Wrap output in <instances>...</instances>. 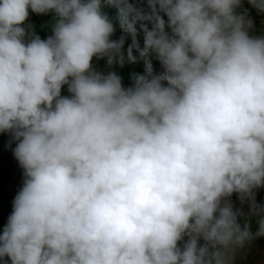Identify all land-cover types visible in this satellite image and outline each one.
I'll list each match as a JSON object with an SVG mask.
<instances>
[{"label": "clouds", "instance_id": "1", "mask_svg": "<svg viewBox=\"0 0 264 264\" xmlns=\"http://www.w3.org/2000/svg\"><path fill=\"white\" fill-rule=\"evenodd\" d=\"M29 10L54 14L47 39ZM253 26L243 0H0V133L24 176L0 264H237L264 237ZM94 57L145 71L125 87Z\"/></svg>", "mask_w": 264, "mask_h": 264}, {"label": "crops", "instance_id": "2", "mask_svg": "<svg viewBox=\"0 0 264 264\" xmlns=\"http://www.w3.org/2000/svg\"><path fill=\"white\" fill-rule=\"evenodd\" d=\"M244 1V0H243ZM247 6L243 2V10H246L249 17L253 21V29L251 30V35H264V12L259 11L247 0ZM29 18L31 22L29 24L34 26L35 32L41 37V39H47L49 35H52L51 25L53 23L52 18L49 14H36L29 10ZM140 40L141 46H143V39ZM132 43V38L125 41L124 52L125 56L127 53V48ZM138 55V53H134ZM153 67L156 72L162 70L159 61L153 58ZM93 65L96 70L107 73L109 71H115L122 77V82L125 87L131 86L133 73L143 74L145 71V66L143 61L137 63L125 62L121 66L118 62L109 65L107 59H97L93 58ZM62 95H70L67 91V85L62 89ZM15 145L12 139L2 133H0V185L3 187L4 199L0 202L8 214H11L9 209H12L13 200L22 186L23 183V169L21 168L19 162L15 159L13 150ZM231 200L236 208L242 209L245 214H248L249 204L247 202L241 204L238 194L234 193ZM256 201L258 204L264 205V187L256 190ZM6 204V205H4ZM6 214L2 212L0 214V219ZM255 217H251L252 222H255ZM244 222L243 219L241 221ZM237 264H264V237H260L253 241L248 247L241 251L237 258Z\"/></svg>", "mask_w": 264, "mask_h": 264}, {"label": "trees", "instance_id": "3", "mask_svg": "<svg viewBox=\"0 0 264 264\" xmlns=\"http://www.w3.org/2000/svg\"><path fill=\"white\" fill-rule=\"evenodd\" d=\"M131 2L133 4H135L137 7L143 8L144 10H148V0H131ZM110 12V14L114 15V10H107ZM49 16L52 18V20L54 21V14L53 13H48ZM120 36H124L125 37V41L128 39H131V35L123 32L118 26H117V30L113 36V39H118ZM137 38H141L143 39L142 34H140ZM4 199V195H3V187L0 185V202Z\"/></svg>", "mask_w": 264, "mask_h": 264}, {"label": "rangeland", "instance_id": "4", "mask_svg": "<svg viewBox=\"0 0 264 264\" xmlns=\"http://www.w3.org/2000/svg\"><path fill=\"white\" fill-rule=\"evenodd\" d=\"M243 2H245L244 4H246V6H247V0H244ZM248 7V6H247ZM53 21V20H52ZM31 22V19H29V21H28V23H26V24H29ZM4 205H6V204H4ZM11 212H12V209H9ZM2 212H6V214L0 219V233H2V231H3V227H4V225L6 224V222H7V218H8V216H9V214H8V216H7V212H8V210L6 211L5 209H3V206L2 205H0V214L2 213ZM9 213V212H8Z\"/></svg>", "mask_w": 264, "mask_h": 264}, {"label": "built area", "instance_id": "5", "mask_svg": "<svg viewBox=\"0 0 264 264\" xmlns=\"http://www.w3.org/2000/svg\"><path fill=\"white\" fill-rule=\"evenodd\" d=\"M29 19H30V18H29ZM29 19H28V21H29ZM28 21H26V23H28ZM2 134L6 135V136H8V137H10V138L12 139L11 135L8 134V133H2ZM12 142H13V144L16 146V143H15V141H14L13 139H12Z\"/></svg>", "mask_w": 264, "mask_h": 264}]
</instances>
